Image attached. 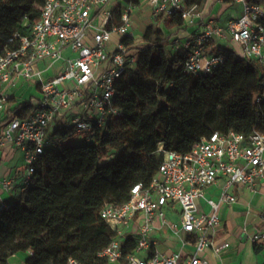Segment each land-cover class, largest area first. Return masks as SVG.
Wrapping results in <instances>:
<instances>
[{"label":"built area","instance_id":"built-area-1","mask_svg":"<svg viewBox=\"0 0 264 264\" xmlns=\"http://www.w3.org/2000/svg\"><path fill=\"white\" fill-rule=\"evenodd\" d=\"M188 0H45L38 17H24L11 48L0 42V111L14 97L10 89L19 83L37 85L40 99L31 114L12 116L0 124V151L6 145L23 152L25 171L22 186L31 182L34 167L48 150L65 142L50 126L64 130L66 139L84 132L88 142L101 129L124 112L115 103L118 79L134 70L138 49L125 40L134 39L130 28L132 13L139 2L145 3L153 18L178 15L183 26L198 24L199 30L185 38L172 40L175 49L184 51L183 71L194 76L212 74L230 52L242 59L258 62L263 87L253 102L264 100V0H216L240 12L224 22L220 14L204 17L202 5ZM118 10V11H117ZM237 45V50L224 46ZM52 70V74L49 72ZM154 156L158 171L149 185L134 184L128 199L118 204L106 201L100 215L115 231L110 244L98 253L108 263L125 264H211L199 256L210 248L216 255L228 247L216 243L221 204H233L236 185L255 191L256 180L264 181V129L255 127L248 135L235 130L214 131L202 137L188 152L166 150L159 142ZM219 186L217 200L206 197V190ZM13 178L0 179V213L9 205L4 193L13 194ZM199 200L209 207L201 209ZM177 217L172 221L165 213ZM262 213L264 215V202ZM157 222V224H156ZM164 227L180 239L181 247L192 245L189 254L180 248L162 253L151 236L153 229ZM243 233L255 244L264 245V231ZM132 238L136 245L123 255L122 243ZM63 264H83L69 257Z\"/></svg>","mask_w":264,"mask_h":264},{"label":"trees","instance_id":"trees-1","mask_svg":"<svg viewBox=\"0 0 264 264\" xmlns=\"http://www.w3.org/2000/svg\"><path fill=\"white\" fill-rule=\"evenodd\" d=\"M44 1L0 0V42L16 47L15 31L24 17L31 22L38 17ZM173 26H183L178 15L159 17L146 27L143 45L125 40L138 49V58L135 69L117 81L115 104L123 117L96 129L88 142L66 145L64 130H52L63 146L41 156L31 182L7 199L9 207L0 213V264H10L16 254L27 255L25 264H63L69 257L108 264L98 253L115 231L100 210L106 201L125 202L134 184L149 185L158 171L159 142L166 150L188 152L214 131L248 135L255 127L264 129V100L259 106L253 102L263 87L258 62L227 52L212 74H187L184 51L168 47ZM34 88L37 96L0 111V122L34 112L40 99ZM135 245L132 238L124 240L123 255Z\"/></svg>","mask_w":264,"mask_h":264},{"label":"crops","instance_id":"crops-1","mask_svg":"<svg viewBox=\"0 0 264 264\" xmlns=\"http://www.w3.org/2000/svg\"><path fill=\"white\" fill-rule=\"evenodd\" d=\"M139 6L143 7V13L146 12L148 14L149 18L152 20L151 22H155L157 20L151 16L149 7L142 2H139L136 5L133 13ZM201 8L205 18L211 15L220 14L222 22L229 18L233 11H236L237 13L240 12V6L235 4L232 6V9H230V12L224 15L227 7L223 8L219 6V2L216 0H208L207 3L201 6ZM160 25L161 24L159 23V26ZM137 27L134 26L132 22V26L130 28L131 32L133 33ZM198 30V24L191 27H171L169 31L172 33V36L168 47L172 52L175 51L172 44V40L174 38H185ZM33 86L34 84L32 83H27L26 86L25 82H21L14 90L10 89V92L14 97L10 100L7 107H11L12 109L20 102H23L24 99H27L28 95H31L29 91L33 88ZM18 93L19 96H17ZM50 128L51 130H54L55 125L52 124ZM24 171L25 166L22 150L6 145V147L0 151V179L13 178L16 183L12 195L4 193L6 199L14 196L18 189L22 187L21 176ZM231 192L236 196V202L233 204H221L219 206L218 216L220 223L218 231L214 235V241L216 243L226 241L228 243V247L222 249L220 255L214 254L212 250L208 248L200 252L199 256L207 258L211 264H264V245L252 243L248 236L242 231L244 227L247 228L249 234L258 230L264 231V215L262 213L264 202V181L256 180L254 192H250L247 189L236 185L231 187ZM218 196V185H212L206 190V197L217 200ZM198 202L201 209L204 211L209 210V207L204 200H199ZM170 215L174 216L172 214ZM151 236L156 242V248L162 253H171L181 248L183 253L189 254L193 250L192 245L182 248L180 239L172 235L170 231L164 227H157L153 229ZM158 238L162 239L161 243H159ZM26 256V254L13 255L9 258V263L13 259L16 264H25ZM108 264L125 263L121 260Z\"/></svg>","mask_w":264,"mask_h":264},{"label":"rangeland","instance_id":"rangeland-1","mask_svg":"<svg viewBox=\"0 0 264 264\" xmlns=\"http://www.w3.org/2000/svg\"><path fill=\"white\" fill-rule=\"evenodd\" d=\"M219 6H221V7H227L228 5H226V4H222V3H219ZM234 8V7H233ZM230 9H232V7L231 6H229V7H227V9H226V11L224 12V15H226L228 12H230ZM133 15H132V22H133V24H134V26H138L137 27V29L136 30H134L133 31V35H134V39H135V41H136V43H137V45L138 46H141V45H143V38H142V36H143V34H144V32H145V30H146V27L151 23V19L149 18V16H148V14L146 13V12H144L143 13V7L142 6H139L137 9H135V11H134V13H132ZM224 46H227V47H229V48H231V45L232 46H234V48L237 50V45H234V44H231V45H227V44H223ZM170 49V48H169ZM49 74H52V70L49 72ZM25 84H26V86H27V83L25 82ZM15 88H13L12 90H14ZM29 93H31V95H33V96H37L36 94H37V90L34 88V86H33V88L29 91ZM17 96H19V93H18V95ZM29 96V95H28ZM82 136H84V132H81V133H78L77 135H75L74 137H72V138H69L66 142H65V144L67 145V144H71V143H81V138H82ZM113 154L111 153V154H109V156L106 158V159H108L109 157H111ZM105 159V160H106ZM165 211V213H166V215H168V217H171L170 219L172 220V221H174V220H176L177 219V217H174V216H171L170 215V212L169 211H167V209H165L164 210ZM158 240H159V243H161L162 242V239L161 238H158ZM10 263L11 264H16L15 263V260H11L10 261Z\"/></svg>","mask_w":264,"mask_h":264}]
</instances>
